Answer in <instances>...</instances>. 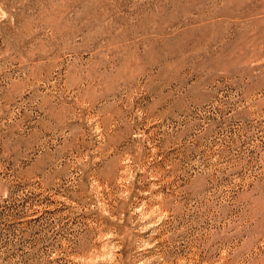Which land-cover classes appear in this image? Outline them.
I'll list each match as a JSON object with an SVG mask.
<instances>
[{
	"label": "rangeland",
	"instance_id": "374dc122",
	"mask_svg": "<svg viewBox=\"0 0 264 264\" xmlns=\"http://www.w3.org/2000/svg\"><path fill=\"white\" fill-rule=\"evenodd\" d=\"M0 264H264V0H0Z\"/></svg>",
	"mask_w": 264,
	"mask_h": 264
}]
</instances>
